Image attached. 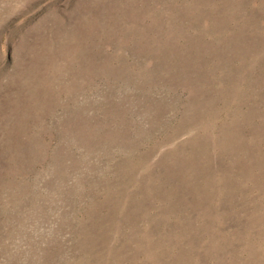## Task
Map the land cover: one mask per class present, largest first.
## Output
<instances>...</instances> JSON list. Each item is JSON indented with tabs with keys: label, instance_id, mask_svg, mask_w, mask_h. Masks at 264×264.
Masks as SVG:
<instances>
[{
	"label": "rangeland",
	"instance_id": "obj_1",
	"mask_svg": "<svg viewBox=\"0 0 264 264\" xmlns=\"http://www.w3.org/2000/svg\"><path fill=\"white\" fill-rule=\"evenodd\" d=\"M0 264H264V0H0Z\"/></svg>",
	"mask_w": 264,
	"mask_h": 264
}]
</instances>
